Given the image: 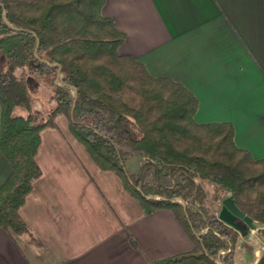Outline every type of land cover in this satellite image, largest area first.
<instances>
[{
    "label": "trees",
    "instance_id": "trees-1",
    "mask_svg": "<svg viewBox=\"0 0 264 264\" xmlns=\"http://www.w3.org/2000/svg\"><path fill=\"white\" fill-rule=\"evenodd\" d=\"M103 3L0 0V153L9 167L0 185V230L30 237L18 210L40 175L39 132L63 115L93 164L114 173L144 215L168 210L188 237V252L150 264H231L237 233L204 208L183 209L172 200L200 205L202 185L213 184L251 220L264 244V157L237 148L229 123H196L191 93L119 54L123 36L101 16ZM41 85L53 107L37 116L31 93ZM121 146L142 159L133 179Z\"/></svg>",
    "mask_w": 264,
    "mask_h": 264
},
{
    "label": "crops",
    "instance_id": "crops-1",
    "mask_svg": "<svg viewBox=\"0 0 264 264\" xmlns=\"http://www.w3.org/2000/svg\"><path fill=\"white\" fill-rule=\"evenodd\" d=\"M100 14L123 36L119 54L194 96L196 123H229L237 148L264 157V0H104ZM53 125L39 132L40 175L18 210L30 237L0 230V264H150L191 249L170 211L144 215L63 115ZM8 173L0 153V185ZM202 189V204L184 207L217 216L226 197ZM231 264H264L256 230L237 234Z\"/></svg>",
    "mask_w": 264,
    "mask_h": 264
},
{
    "label": "rangeland",
    "instance_id": "rangeland-1",
    "mask_svg": "<svg viewBox=\"0 0 264 264\" xmlns=\"http://www.w3.org/2000/svg\"><path fill=\"white\" fill-rule=\"evenodd\" d=\"M4 69V59L0 55V71ZM48 90L44 86H38L32 89L31 97H32V104H31V114L41 116L44 112H47L53 107V103L48 101ZM15 115L25 116L26 112L22 110H17L15 112ZM120 150L123 154L122 161L125 166V169L127 171V174L130 175V179H133L135 176V173L140 166L142 159H139L140 156L138 154L132 153L126 146H121ZM206 187V194L207 195H215L219 191L217 186L209 183H205ZM185 199L183 200L180 197H176L173 200H178L182 204V206L190 205L191 199L189 200ZM184 203H187L185 205ZM185 208V207H184ZM194 234H197L195 231H193Z\"/></svg>",
    "mask_w": 264,
    "mask_h": 264
},
{
    "label": "water",
    "instance_id": "water-1",
    "mask_svg": "<svg viewBox=\"0 0 264 264\" xmlns=\"http://www.w3.org/2000/svg\"><path fill=\"white\" fill-rule=\"evenodd\" d=\"M172 202L179 204L184 209V206H182L178 200H172ZM216 218L218 221L234 230L241 237H245L247 232H253L256 230L255 226L251 223V220L239 212L229 197L221 201L220 209Z\"/></svg>",
    "mask_w": 264,
    "mask_h": 264
},
{
    "label": "built area",
    "instance_id": "built-area-1",
    "mask_svg": "<svg viewBox=\"0 0 264 264\" xmlns=\"http://www.w3.org/2000/svg\"><path fill=\"white\" fill-rule=\"evenodd\" d=\"M72 89V88H71ZM72 91V90H71ZM225 253V251H219L218 252V255H222V254H224Z\"/></svg>",
    "mask_w": 264,
    "mask_h": 264
}]
</instances>
